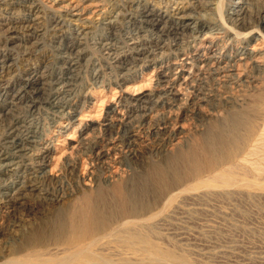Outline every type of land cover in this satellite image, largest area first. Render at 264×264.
I'll return each instance as SVG.
<instances>
[{"label":"bare ground","instance_id":"1","mask_svg":"<svg viewBox=\"0 0 264 264\" xmlns=\"http://www.w3.org/2000/svg\"><path fill=\"white\" fill-rule=\"evenodd\" d=\"M91 1L50 0L52 5L43 7L38 0H0V31L15 25L0 34V124L5 131L0 140V200L10 204L12 215L25 218H20L23 223L14 236L17 241L23 237L21 252L34 250L44 240L52 239L55 244L50 251L56 253L44 256L34 252L33 259L20 256L1 264H111L100 251L105 252L109 239L119 234L128 237V244H144L154 250L157 246L138 231L141 223L154 217L151 210L157 199L168 205L183 192L196 190L206 177L197 175L204 164L202 157L209 159L215 177H222L227 168L218 169L220 153L226 152L247 125L246 113L236 109L240 105L233 90L246 83L248 72H264L259 57L264 48V4H257L264 0H231L227 25L219 24L222 28L216 27L212 17H222L223 0H181L171 11L156 10L150 0H137L135 10L131 9L134 4L129 7L134 14L122 6L137 33L126 39L124 55L115 59L118 86L124 88L137 72L156 64L152 51L164 50L165 39L173 40L180 53L184 50L179 46L182 36L189 33L193 52L182 63L156 70L151 90L134 96H128V89L118 94L96 131L89 124L84 128V133L91 129L97 133L81 139L80 152L61 155L66 157L63 165L74 189L56 182L48 167L60 157H54L52 141L42 139L32 123L41 111L50 110L54 118L70 124L76 114L92 105L83 102L79 110V103L70 99L79 84L88 29L75 23H90L91 16L102 9L98 3L89 4ZM63 3L67 4L60 6ZM43 9L47 13L46 26ZM252 14L258 19L253 20ZM118 18L108 19L105 26L113 30ZM46 33L61 45L58 61L64 67L58 73H49L51 68L45 65L47 53L36 48L43 47L39 42ZM108 38L97 44L115 51V42L111 43V36ZM222 40L226 41L224 46L220 45ZM34 60L39 64H31ZM21 61L22 67L18 65ZM128 106L133 114H125ZM204 106L209 109L206 114L202 112ZM189 116L207 129L201 143L184 152L190 132L183 122ZM65 128L68 127L62 126L59 134ZM144 129L156 144L139 155L135 146ZM37 149L34 163H27ZM25 172L29 173L27 177L22 174ZM258 172L264 178L263 172ZM190 173L196 175L195 179L184 182ZM10 177L14 179L9 181ZM174 178L183 182L175 183ZM31 196L39 197L45 209L37 212L30 205Z\"/></svg>","mask_w":264,"mask_h":264},{"label":"rangeland","instance_id":"2","mask_svg":"<svg viewBox=\"0 0 264 264\" xmlns=\"http://www.w3.org/2000/svg\"><path fill=\"white\" fill-rule=\"evenodd\" d=\"M38 1L41 2L43 7L52 5L50 0ZM136 1L92 0L89 2V4H100L102 9H100V14L97 13L91 16L90 23H75L79 27H82V29L84 26L85 28L88 27V29L85 31L87 33L85 38L86 46H84L86 47V54L78 73L79 84L70 99L79 103V110L83 102L87 103L86 106H88L89 102H92V105L89 104L88 108L76 114L70 124L66 120L54 118L50 110L41 111L35 116L36 118L32 123L34 129L38 133L40 132L39 134H41L42 139L52 141V145H54L56 150L53 151L54 157H60L51 167H48V172H52V177L56 182H64L69 190L74 189V183L70 182L67 170H65L63 165L66 157L61 155H64V152H69L74 156L73 154L76 155L78 151L80 152L83 145H81V139L88 136L92 138L97 133H95V128H98L99 124L105 121L108 107L113 103L114 98L123 94L122 91L128 89V96H134L141 93L140 91L146 92L151 90L154 85L156 70L173 67L175 63H182V60H186V57L193 52L191 49L194 45L191 42L193 38L189 33H185V37L182 36V44L179 46L184 50L181 49L182 52L180 53L175 50L177 46L173 45V40L165 39L163 42V45L166 44L164 50L159 51V53L155 52L154 49L152 51V59L155 60L156 64L154 63L153 65L152 63L149 69L137 72L133 76L132 82H128L124 88L118 86L119 73L114 67L115 59L124 55L123 53L126 51L124 49L126 39L137 33L136 28L126 19L129 14L123 7L129 8ZM180 1L150 0L151 4L158 11H165L166 9L171 11V8L176 7L175 2ZM230 2L231 0H223L221 14L219 15H222V17H212L217 23L215 24L217 25L216 27L220 28L222 24H225L224 26L227 25ZM65 4L67 3L60 4V6ZM257 4L262 6L264 3L260 1ZM118 7L121 9H118ZM135 7L136 4L132 5L131 9L135 10ZM131 9L129 8L128 10ZM17 10L19 9L17 8ZM131 11H129L130 14H134V11H132L133 13ZM44 12L46 11L43 9L42 13ZM46 14L44 13V26L48 25ZM117 14L120 15L119 18ZM115 17L118 20L114 23L113 30L109 26H105V22L108 19L115 20ZM256 17V14H252L251 18L256 20L258 19ZM9 18L11 19V17ZM215 21L213 22L215 23ZM221 22L223 23L221 24ZM12 26L14 27L15 25H8L4 28V31H0V34H4ZM72 26L75 27V25ZM46 34V40L45 38L44 40L40 38L39 42L43 47L40 49V45H38L36 48L39 49L38 52L47 53L46 56L48 58L46 61L48 64L45 65L50 66L49 73L52 71L58 73L64 67L58 61L60 56L58 51L61 45L55 44L53 40H50L52 36L48 33ZM108 36L112 37L111 43L115 42V47L117 46L115 51L104 50L97 44L103 39H110ZM186 37L187 39H185ZM14 44H17V42ZM224 44H226V41L222 40L220 45L224 46ZM197 45L201 46L199 42ZM235 46L238 47L236 44ZM174 52H177L176 56ZM259 57H261V61L264 64V48L261 49ZM31 64H39V61L34 60ZM18 65L22 67V61ZM246 75L250 78L246 79V83L242 87L235 88L233 95L239 100L240 106L236 108L238 112L243 111L246 113L248 118L247 125L240 131L236 141L234 143L232 141L228 145L226 152L220 153L218 169L227 168L225 174L220 178H216L214 175L215 170H212V165L208 163L209 159L202 157L201 161L204 164L201 169L202 171L198 170L197 175H205L204 182L197 185L196 190L190 189L176 196L168 205L161 203L160 198H158L155 207L152 208L154 211L151 210L155 214L154 217L144 221L143 223L145 224L141 223L143 226L138 231L141 237L147 238V241L156 245L157 249L153 250V248L147 247L144 244L136 245L137 247L133 244H128L126 241L128 237L119 234L118 237L115 236L117 238L112 237L109 239L110 241H108L109 243L105 252L100 251L103 252L101 253L103 256H107L110 259L111 264H264V178L258 172L261 171L264 174V140H262V138L264 139V119H260L264 116V72L253 71L248 72ZM125 108V114L134 113L129 106ZM207 109L205 106L202 107V112L204 114L208 113L209 109ZM183 123L191 134H189L190 139L188 138L187 144L182 149L186 152L185 150H193L198 146L197 144L201 143L207 127H205L206 125L202 126V123L192 116L186 117ZM88 124L92 125L95 131L91 129L84 133V128ZM62 126L68 128L62 129L63 133L59 134L58 131ZM4 132V127L0 124V140H2ZM147 133L148 130L144 129L139 134V139L135 146L136 149L138 148L139 155H144L154 148L156 144V140ZM39 149L34 150L33 154H30L27 163H34V156L38 154ZM122 153L126 155V153ZM172 154L169 156L173 157ZM112 159H116V156H113ZM178 164L180 165L179 162ZM22 174L25 177L29 175L28 172ZM25 177H23V181L29 182ZM195 177L196 175L193 174L192 176L190 173L188 177L187 175L184 177L183 181L191 183ZM13 179V177H10L9 181ZM173 180L179 184L183 182H180V180H178L179 182L176 181V178ZM40 185L38 187L44 186ZM44 188L48 187L45 186ZM14 192L13 190L10 191V193ZM30 198V201H28L34 209L36 208L37 212L45 209L44 205L40 203L39 197L31 196ZM0 201V264L14 257L19 258L20 256L25 260L33 259L34 252H39L44 256L56 254L50 251L55 244L52 243V239L44 240L34 250L27 249L25 252H21L24 251L23 249L20 250L23 237L21 241H17L14 236L19 234L17 231L23 223L20 221V218L22 220L25 218L24 216H17V218L16 215H12L9 209L11 208L10 204L5 203V199H3V202L2 200ZM30 218L32 219L33 216ZM22 231L24 232L23 229ZM27 255L28 257L26 258Z\"/></svg>","mask_w":264,"mask_h":264}]
</instances>
